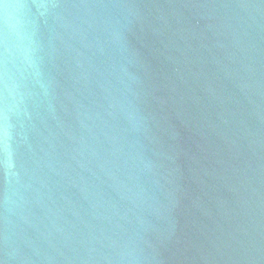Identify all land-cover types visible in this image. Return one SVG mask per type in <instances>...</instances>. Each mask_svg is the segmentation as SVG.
I'll return each mask as SVG.
<instances>
[{"label": "water", "instance_id": "95a60500", "mask_svg": "<svg viewBox=\"0 0 264 264\" xmlns=\"http://www.w3.org/2000/svg\"><path fill=\"white\" fill-rule=\"evenodd\" d=\"M0 264H264V0H0Z\"/></svg>", "mask_w": 264, "mask_h": 264}]
</instances>
